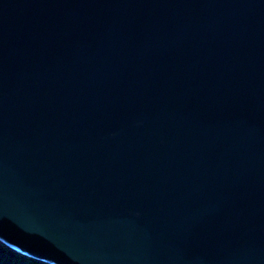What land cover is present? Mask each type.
<instances>
[{
  "label": "water",
  "instance_id": "95a60500",
  "mask_svg": "<svg viewBox=\"0 0 264 264\" xmlns=\"http://www.w3.org/2000/svg\"><path fill=\"white\" fill-rule=\"evenodd\" d=\"M0 241L264 264V0H0Z\"/></svg>",
  "mask_w": 264,
  "mask_h": 264
},
{
  "label": "trees",
  "instance_id": "16d2710c",
  "mask_svg": "<svg viewBox=\"0 0 264 264\" xmlns=\"http://www.w3.org/2000/svg\"><path fill=\"white\" fill-rule=\"evenodd\" d=\"M0 264H47L19 254L0 243Z\"/></svg>",
  "mask_w": 264,
  "mask_h": 264
},
{
  "label": "clouds",
  "instance_id": "9594fccd",
  "mask_svg": "<svg viewBox=\"0 0 264 264\" xmlns=\"http://www.w3.org/2000/svg\"><path fill=\"white\" fill-rule=\"evenodd\" d=\"M0 243H2L3 245L6 246V244H4L2 241H0ZM6 247L10 248L8 245H7ZM10 249L13 250V251H15V252H17V253H19V254H22V255H24V256H26V257L32 258L31 256L25 255L24 253L20 252V251L17 250V249H14V248H10ZM32 259L37 260V261H41V262H44V263H47V264H50L48 261H43V260H41V259H35V258H32Z\"/></svg>",
  "mask_w": 264,
  "mask_h": 264
},
{
  "label": "rangeland",
  "instance_id": "374dc122",
  "mask_svg": "<svg viewBox=\"0 0 264 264\" xmlns=\"http://www.w3.org/2000/svg\"><path fill=\"white\" fill-rule=\"evenodd\" d=\"M7 246V245H6Z\"/></svg>",
  "mask_w": 264,
  "mask_h": 264
}]
</instances>
